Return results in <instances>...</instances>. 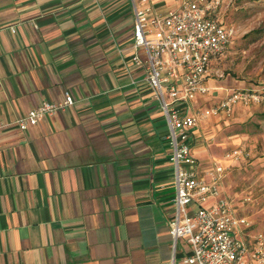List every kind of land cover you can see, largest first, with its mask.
Listing matches in <instances>:
<instances>
[{
    "label": "crops",
    "instance_id": "1",
    "mask_svg": "<svg viewBox=\"0 0 264 264\" xmlns=\"http://www.w3.org/2000/svg\"><path fill=\"white\" fill-rule=\"evenodd\" d=\"M133 22L130 0H0V264H186L169 234L168 126L132 60ZM65 93V109L15 123Z\"/></svg>",
    "mask_w": 264,
    "mask_h": 264
},
{
    "label": "built area",
    "instance_id": "2",
    "mask_svg": "<svg viewBox=\"0 0 264 264\" xmlns=\"http://www.w3.org/2000/svg\"><path fill=\"white\" fill-rule=\"evenodd\" d=\"M171 1L172 6L159 13L154 9L155 0H130L136 48L132 60L143 66L168 126L174 166V215L169 234L174 246L179 239L188 245L186 264H264V233L244 237L248 220L219 193L222 166L215 163L200 174L188 142L191 129L202 117L228 114L237 104L264 101V90H234L200 115L181 112L179 106H188L208 92L205 82L210 65L225 54L234 30L215 18L221 0ZM73 102L72 95L65 93L63 101H43L15 123L25 130Z\"/></svg>",
    "mask_w": 264,
    "mask_h": 264
},
{
    "label": "rangeland",
    "instance_id": "3",
    "mask_svg": "<svg viewBox=\"0 0 264 264\" xmlns=\"http://www.w3.org/2000/svg\"><path fill=\"white\" fill-rule=\"evenodd\" d=\"M214 14L234 34L225 55L209 69L212 92L195 103L199 115L234 90H264V0H221ZM197 125L195 153L206 170L222 166L219 192L248 220L244 237L264 233V101L237 104Z\"/></svg>",
    "mask_w": 264,
    "mask_h": 264
}]
</instances>
